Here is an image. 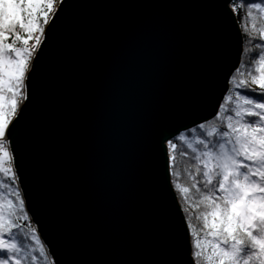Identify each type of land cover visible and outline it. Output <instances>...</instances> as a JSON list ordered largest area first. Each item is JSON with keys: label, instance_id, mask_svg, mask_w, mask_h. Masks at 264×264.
Segmentation results:
<instances>
[{"label": "water", "instance_id": "obj_1", "mask_svg": "<svg viewBox=\"0 0 264 264\" xmlns=\"http://www.w3.org/2000/svg\"><path fill=\"white\" fill-rule=\"evenodd\" d=\"M233 1H61L5 134L54 264H195L167 143L218 114Z\"/></svg>", "mask_w": 264, "mask_h": 264}, {"label": "trees", "instance_id": "obj_2", "mask_svg": "<svg viewBox=\"0 0 264 264\" xmlns=\"http://www.w3.org/2000/svg\"><path fill=\"white\" fill-rule=\"evenodd\" d=\"M57 1L45 0L35 11L23 10L20 20L14 22L1 19L0 55L16 59L20 53L28 73L30 40L37 32L43 33L44 39L50 22L47 15ZM231 9L242 32L243 52L218 114L167 143L171 184L189 228L195 264H264L262 227L242 220L221 185L230 175L231 155L252 182L258 178L264 181L261 170L250 171L239 142L251 135L253 146L264 152V0H235ZM25 79L22 74L10 90L0 88L9 101L0 116L10 120L17 116L26 97ZM3 136L0 131V264H54L26 209L13 156ZM4 211L9 216L4 217Z\"/></svg>", "mask_w": 264, "mask_h": 264}, {"label": "rangeland", "instance_id": "obj_3", "mask_svg": "<svg viewBox=\"0 0 264 264\" xmlns=\"http://www.w3.org/2000/svg\"><path fill=\"white\" fill-rule=\"evenodd\" d=\"M20 1L21 0H0V23H3L1 22V19H3L4 22L20 20L23 10L35 11L41 7L45 0H23L22 3ZM56 3L57 2L53 5V11H50L47 15L49 16L50 21L53 17L51 14L54 12V6ZM42 41L43 33L37 32L35 37L30 40L29 45L30 47H40ZM17 57L18 58L14 59L12 55H0V88L2 90H10L12 88V82H14V80L20 75L23 74L25 77L28 75L27 68L25 67L24 69V58L20 53H17ZM29 67L30 64H28V69ZM8 103L9 101L6 99V96L0 93V112L5 107L4 105H7ZM13 120L14 119L10 120V117L8 118L4 115L0 116V131L1 134L3 133V137H5L8 126ZM239 142H241L245 157L249 161V164L247 165L250 171L253 172V168H256L261 170L262 175H264V152L253 146V136H243L239 139ZM6 145L7 148L10 149L9 142L6 143ZM228 160L229 164L227 169L229 170L230 175L223 178V184L221 183L222 188L227 189V197L234 208L238 209V213L242 220L247 225L253 224V226H256V224H259L264 231V191L262 190L264 181L262 182V179L258 178L259 180L252 182V179H250L248 175L244 173L243 169L240 168V162L236 159L235 155H231ZM11 170L12 168H10V171ZM224 185H227V188H225ZM3 216H9L8 212L4 211ZM34 226L37 228L35 224Z\"/></svg>", "mask_w": 264, "mask_h": 264}, {"label": "built area", "instance_id": "obj_4", "mask_svg": "<svg viewBox=\"0 0 264 264\" xmlns=\"http://www.w3.org/2000/svg\"><path fill=\"white\" fill-rule=\"evenodd\" d=\"M62 0H58L56 5L54 6V12L58 9L60 3H61ZM54 12L51 14V16H53ZM31 51H32V62H33V59L35 57V55L37 54L38 50H39V47H36V46H32L31 48ZM4 141H5V147H7L6 143H8V140L6 139V137H4ZM14 164V163H13Z\"/></svg>", "mask_w": 264, "mask_h": 264}]
</instances>
